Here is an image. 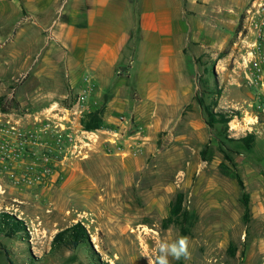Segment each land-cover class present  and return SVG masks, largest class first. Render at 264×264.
<instances>
[{
  "label": "rangeland",
  "instance_id": "374dc122",
  "mask_svg": "<svg viewBox=\"0 0 264 264\" xmlns=\"http://www.w3.org/2000/svg\"><path fill=\"white\" fill-rule=\"evenodd\" d=\"M263 9L246 2L227 38L197 43L195 92L143 126L128 118L122 135L85 131L62 73L55 85L30 67L42 41L0 30V213L22 223L0 225V264H148L159 240L181 235L190 258L171 264H264ZM178 194V222L165 226ZM77 222L94 253L52 248Z\"/></svg>",
  "mask_w": 264,
  "mask_h": 264
},
{
  "label": "crops",
  "instance_id": "0c3cea01",
  "mask_svg": "<svg viewBox=\"0 0 264 264\" xmlns=\"http://www.w3.org/2000/svg\"><path fill=\"white\" fill-rule=\"evenodd\" d=\"M248 1L0 0V30L10 24L13 38L42 41L30 67L48 71L55 85L60 71L61 97L78 96L73 111L102 109L100 126L122 135L128 118L143 126L190 98L196 44L227 38ZM220 41L212 46L221 50Z\"/></svg>",
  "mask_w": 264,
  "mask_h": 264
},
{
  "label": "trees",
  "instance_id": "16d2710c",
  "mask_svg": "<svg viewBox=\"0 0 264 264\" xmlns=\"http://www.w3.org/2000/svg\"><path fill=\"white\" fill-rule=\"evenodd\" d=\"M205 112L210 119V121L208 122L209 125H212V123L216 122L215 118L208 110L205 109ZM101 114H102V109L88 115L87 119L83 121L84 130L85 131L97 130L101 124V117H102ZM222 122L227 123L228 121L223 120ZM254 138L255 137L253 134H248L241 139V142L245 147L250 148L251 144L254 142ZM235 179L238 182V184L242 187V182L240 178L236 177ZM182 199H183L182 194H178L176 196L175 201L172 203L170 208V216L164 220L165 226L173 223L174 220H176L175 221L176 223L178 222L179 219L178 217L182 207ZM21 224H22L21 222L13 220L12 217H10V215L6 213H0V225L6 226L10 230V232L12 233L18 232V230L21 228L20 226ZM181 231L183 234L187 233L185 229H182ZM84 242H87V244L90 247V250L94 253L89 242V236L86 228L82 223L77 222L72 226L57 232L52 238L51 246L52 248H60L66 246L70 249H74ZM178 264H182V263H178Z\"/></svg>",
  "mask_w": 264,
  "mask_h": 264
},
{
  "label": "clouds",
  "instance_id": "9594fccd",
  "mask_svg": "<svg viewBox=\"0 0 264 264\" xmlns=\"http://www.w3.org/2000/svg\"><path fill=\"white\" fill-rule=\"evenodd\" d=\"M189 258V238L183 235L173 240H159L156 244L155 256L146 257L148 264H171V260L187 261Z\"/></svg>",
  "mask_w": 264,
  "mask_h": 264
},
{
  "label": "built area",
  "instance_id": "2783aa9c",
  "mask_svg": "<svg viewBox=\"0 0 264 264\" xmlns=\"http://www.w3.org/2000/svg\"><path fill=\"white\" fill-rule=\"evenodd\" d=\"M264 0H259L258 2L256 1V3H258V4H263L264 2H263ZM263 11H264V9H263ZM263 21H264V18H263ZM263 24H264V22H263ZM257 28H258V25H257ZM259 70V69H258ZM77 104H78V102H77ZM77 106H79V105H77Z\"/></svg>",
  "mask_w": 264,
  "mask_h": 264
}]
</instances>
